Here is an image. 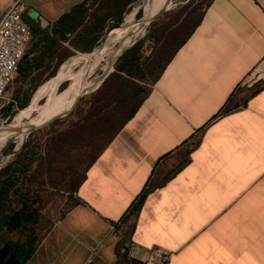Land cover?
I'll list each match as a JSON object with an SVG mask.
<instances>
[{"label": "crops", "instance_id": "obj_1", "mask_svg": "<svg viewBox=\"0 0 264 264\" xmlns=\"http://www.w3.org/2000/svg\"><path fill=\"white\" fill-rule=\"evenodd\" d=\"M24 1L52 23L83 0ZM76 198L26 264H143L154 247L264 264V0H213Z\"/></svg>", "mask_w": 264, "mask_h": 264}, {"label": "rangeland", "instance_id": "obj_2", "mask_svg": "<svg viewBox=\"0 0 264 264\" xmlns=\"http://www.w3.org/2000/svg\"><path fill=\"white\" fill-rule=\"evenodd\" d=\"M207 1L171 0L167 6L169 10L150 23L143 35L123 52L115 60L116 62H113L108 71L109 74L97 88L91 91L100 82L103 73L102 64L107 63L108 58L94 64L91 72L79 79L81 85L69 94V101H72L64 112L72 107L79 96L81 97L67 115L53 120L28 135L26 134L27 136L23 137L19 146H16V142L11 140L0 149V170L10 163L15 164V169L27 164L30 160L33 161L26 173L17 174L19 177L18 193H13L11 196L7 212L13 217L11 218L13 222L5 224L0 229L2 245L8 244L14 247L29 241L38 242L76 204L77 187L85 175L89 163L109 141L135 105L150 90L165 59L204 12V4ZM148 2L149 0H137L130 5L124 14L121 25L106 31L90 52L74 50L66 43L58 51L55 61H39L35 59L36 55L32 54L29 58L34 60L32 62L34 66L25 75L17 72L5 95V101L13 102L14 106L0 116V130L6 127L0 133V138L13 126L18 129H26L25 125L28 124L29 119L39 111L53 91L62 95L72 84L73 79L63 78L64 72L60 76L54 77L62 65L68 64L66 68L70 66V72L74 74L89 65V62L84 58L97 55L109 45L118 47L125 38L116 39L117 36L124 29L138 28L148 10L146 5ZM167 2L161 4L157 11L159 12ZM139 13L140 15H138ZM30 18L36 20L34 16H30ZM113 21V19L109 20L108 25H111ZM41 26L47 27L46 23H41ZM117 29L119 31L112 38L113 40L111 39L110 43L105 45L111 33ZM154 33H156L155 39H152ZM139 41L143 42L140 58L138 64L134 62L135 65L128 66V70L130 69L132 73V76H129L120 71L119 61ZM63 58L65 60L59 63V60ZM154 58L156 59L154 60ZM153 60L155 67L150 70L147 65ZM113 75L123 78L121 81L119 80L114 90L117 103L111 110L113 112L98 114V112L92 111L94 110L92 107L96 92ZM118 88L120 92H118ZM24 103L29 106L18 114L20 105ZM16 115H20V117L14 122ZM12 146L14 149L11 151ZM20 153L23 155L19 161L18 154ZM30 186L32 190L34 189L33 195H28ZM26 200L30 205L25 204ZM22 210L24 211L22 212ZM21 212L22 216L19 215Z\"/></svg>", "mask_w": 264, "mask_h": 264}, {"label": "trees", "instance_id": "obj_3", "mask_svg": "<svg viewBox=\"0 0 264 264\" xmlns=\"http://www.w3.org/2000/svg\"><path fill=\"white\" fill-rule=\"evenodd\" d=\"M137 0H83L81 3L74 6L67 14L63 15L56 21L47 25V27H42L41 23L34 20H28L23 17V22L28 26L32 40L28 47L31 48L30 51H26L25 56L21 60L18 65L17 72L25 75L29 69H31L33 65V59L29 58L32 54H35L36 60L39 61H55L57 60V54L60 49H62L65 45L68 44L72 49L81 51V52H90L94 49V47L99 43L102 39L106 31L117 28L123 22L124 14L128 10L129 6L132 5ZM213 0H208L204 4L203 13L198 17L197 21L193 23L187 35L182 39V41L176 46V48L172 51V53L165 59L163 65L161 66V70L158 76L154 79L153 84L160 78L166 66L171 62L177 51L189 40L197 27L201 24L205 11L211 5ZM141 13V12H140ZM140 13L138 15H140ZM158 13V11H157ZM25 16V15H24ZM114 20L111 25H108L109 20ZM154 26V25H153ZM119 29L115 30L111 33L109 39L105 43V45L117 34ZM152 31V29H151ZM153 34L152 39H155ZM142 41L137 42L130 50H128L121 58H120V71L125 72L129 76H132L130 69L128 70V66L134 64V62H138L139 54L142 46ZM104 45V46H105ZM93 54V53H92ZM91 55V54H88ZM156 58H154L155 60ZM65 59L59 60V63H62ZM154 60L147 65L148 69H152L155 66ZM75 61V60H73ZM154 62V63H153ZM70 64V63H69ZM138 64V63H137ZM68 64L62 65L59 72L54 76H59L64 68ZM135 65V64H134ZM139 68V67H138ZM16 72V74H17ZM134 76V75H133ZM123 79L118 75H113L109 77L102 87L96 92L95 100L93 102L92 111L101 112L102 114L113 112V106L117 103L115 98V89L119 82ZM152 84V85H153ZM10 88V87H9ZM120 89L118 88V92ZM150 90L143 96V98L135 105L132 112L128 115V117L124 120V122L120 125V127L115 131L109 141L105 144V146L98 152V154L91 160L89 163L85 175L80 181L77 191L80 185L86 178L87 170L96 162L102 152L107 148V146L113 141V139L117 136V134L121 131V129L125 126V124L135 115L137 110L140 108L146 97L148 96ZM14 106V103H9L2 111H9ZM26 103L21 104L19 109V113H22L27 109ZM91 111V112H92ZM100 113V114H101ZM17 114V115H18ZM16 115V116H17ZM20 117L17 116L14 120H18ZM86 120V119H85ZM84 120V121H85ZM83 121V122H84ZM6 128V127H5ZM2 128L0 133L5 129ZM14 149L12 146L11 151ZM22 153L18 154L19 161L22 157ZM33 161H29L27 164H23L19 168H15L14 163H10L8 166L0 170V229L7 223L13 222V220L9 214H7L9 210V202L13 193H18L17 184L18 178L17 174L26 173L28 169L31 167ZM34 190V189H33ZM32 187H29L28 195L34 194ZM76 191V192H77ZM143 197L139 199V201L135 204L134 208L140 207L142 204ZM26 205H30L27 203ZM24 210H22L23 212ZM22 212L19 215L22 216ZM41 240L29 241L22 245H15L11 247L10 245H2L0 240V264H26L35 253L36 249Z\"/></svg>", "mask_w": 264, "mask_h": 264}, {"label": "bare ground", "instance_id": "obj_4", "mask_svg": "<svg viewBox=\"0 0 264 264\" xmlns=\"http://www.w3.org/2000/svg\"><path fill=\"white\" fill-rule=\"evenodd\" d=\"M157 1L158 0H149V2L146 4L148 10L146 11L145 15L143 16V20H142L141 24H139L137 29H135V27L130 28V29H124V31L121 32L117 36L116 39L125 38L120 42L118 47H116L114 45H109V46L105 47V49L102 50L97 55L92 56L90 58H84L85 61L89 62V65L87 67L80 69L78 72H76L74 74H72L70 72V66H68L67 68L65 67L66 69L64 68V70L62 71V73L64 72L63 78L73 79L74 81L72 82V84H70L67 87V89L62 93V95L61 94L58 95L56 93V91H53L51 93L50 97L46 100V102L39 109V111L33 117H31L29 119L28 124L25 125L26 129H21V128L18 129V128H15L13 126L3 137L0 138V149H2L4 146H6V144L8 142H10L11 140L16 142V146H19L20 143L22 142L23 137L26 134L28 135L31 128L41 127L44 124H47L50 121L55 120L57 118H60L63 115H65L66 113H68L77 101L76 100L74 102V104L72 105V107L68 111L64 112L66 110L68 104L72 101V100L69 101V94L81 85V83H79V79L81 77H83L84 75L90 73L91 70L93 69L94 64L102 62L105 58H108V61H107V63L102 64V71H103L102 75L107 74L108 71L110 70V67L113 65V62L123 52H125L137 39H139L143 35L145 29L147 27H149V25H150V23H149L150 20L153 17H155L165 6H168L167 4H169L167 2V4L156 14L159 6L162 4V2L164 0H159L158 2ZM102 78L103 77H101L98 85H96L93 89H91V91L99 86ZM79 97H81V96H79ZM57 111H59V113H57ZM25 138H24V140H25ZM24 140H23V142H24Z\"/></svg>", "mask_w": 264, "mask_h": 264}, {"label": "built area", "instance_id": "obj_5", "mask_svg": "<svg viewBox=\"0 0 264 264\" xmlns=\"http://www.w3.org/2000/svg\"><path fill=\"white\" fill-rule=\"evenodd\" d=\"M28 8L24 0H12L0 15V116L10 103L9 100L5 101V95L32 40L31 32L23 22ZM170 263L171 253L161 247H154L143 264Z\"/></svg>", "mask_w": 264, "mask_h": 264}, {"label": "water", "instance_id": "obj_6", "mask_svg": "<svg viewBox=\"0 0 264 264\" xmlns=\"http://www.w3.org/2000/svg\"><path fill=\"white\" fill-rule=\"evenodd\" d=\"M168 3H171V0H168ZM168 5V4H167ZM167 10H169V8L167 7V6H165L155 17H153L151 20H150V22L149 23H152L153 21H155V20H157L159 17H161L165 12H167ZM109 73H107V74H103L102 75V80L101 81H103L106 77H107V75H108ZM79 99H80V97L77 99V101H76V103L79 101ZM76 103L74 104V106L76 105ZM74 106L72 107V109L74 108ZM71 109V110H72ZM70 112V111H69ZM68 112V113H69ZM68 113H66L65 115H67ZM65 115H63V116H65ZM62 116V117H63ZM53 121V120H52ZM52 121H50V122H52ZM49 122V123H50ZM49 123H47V124H49ZM47 124H44L43 126H41V127H38V128H31L30 129V131H29V133H31V132H33L34 130H37V129H39V128H42V127H44V126H46ZM28 133V134H29Z\"/></svg>", "mask_w": 264, "mask_h": 264}]
</instances>
